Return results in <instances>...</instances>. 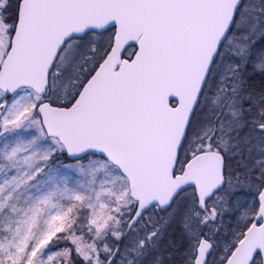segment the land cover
<instances>
[{
  "label": "snow or ice",
  "instance_id": "1",
  "mask_svg": "<svg viewBox=\"0 0 264 264\" xmlns=\"http://www.w3.org/2000/svg\"><path fill=\"white\" fill-rule=\"evenodd\" d=\"M0 264H264V0H0Z\"/></svg>",
  "mask_w": 264,
  "mask_h": 264
}]
</instances>
